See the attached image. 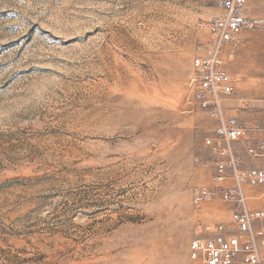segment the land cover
I'll return each instance as SVG.
<instances>
[{"label": "rangeland", "instance_id": "rangeland-1", "mask_svg": "<svg viewBox=\"0 0 264 264\" xmlns=\"http://www.w3.org/2000/svg\"><path fill=\"white\" fill-rule=\"evenodd\" d=\"M245 11L264 17V0ZM220 14L215 0H0V264H204L191 243L232 206L193 199L222 159L196 57L230 75L224 108L242 106L225 115L245 127L231 148L264 168L247 152L264 140V27L216 47ZM243 189L264 210V187Z\"/></svg>", "mask_w": 264, "mask_h": 264}, {"label": "built area", "instance_id": "built-area-1", "mask_svg": "<svg viewBox=\"0 0 264 264\" xmlns=\"http://www.w3.org/2000/svg\"><path fill=\"white\" fill-rule=\"evenodd\" d=\"M248 0H215L221 14L214 17L211 31L216 39V47L234 39L244 28L264 27V17L248 16ZM217 54L198 56L193 61L194 72L190 80L194 100L198 107L216 119L214 141L207 144L215 146L222 159L217 163L215 185L212 188L195 189L193 199L196 205L205 200L220 199L232 206V222L205 226L208 237L194 239L190 246L191 258L202 260L204 264H261L264 251V210L249 209L248 197L243 183L264 187V168L253 166L242 168L243 160L234 153L231 144L245 138V127L234 118H227L225 101L234 93L230 75L221 70ZM247 152L256 159H264V140L248 145ZM236 184L224 186L228 171ZM261 197L264 198V190ZM258 222V223H257Z\"/></svg>", "mask_w": 264, "mask_h": 264}, {"label": "crops", "instance_id": "crops-1", "mask_svg": "<svg viewBox=\"0 0 264 264\" xmlns=\"http://www.w3.org/2000/svg\"><path fill=\"white\" fill-rule=\"evenodd\" d=\"M229 105L225 107L226 112H233L234 110L240 109L242 106V103H240L237 99L229 100Z\"/></svg>", "mask_w": 264, "mask_h": 264}, {"label": "bare ground", "instance_id": "bare-ground-1", "mask_svg": "<svg viewBox=\"0 0 264 264\" xmlns=\"http://www.w3.org/2000/svg\"><path fill=\"white\" fill-rule=\"evenodd\" d=\"M104 156V155H103ZM109 156V155H108ZM102 161V160H101ZM102 162H104V161H102Z\"/></svg>", "mask_w": 264, "mask_h": 264}]
</instances>
